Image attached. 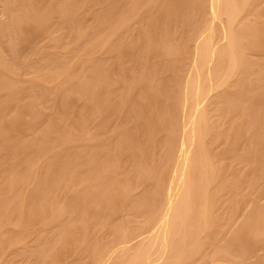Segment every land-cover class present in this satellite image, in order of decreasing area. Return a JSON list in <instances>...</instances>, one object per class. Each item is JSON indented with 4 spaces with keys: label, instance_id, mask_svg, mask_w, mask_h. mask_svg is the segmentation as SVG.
<instances>
[{
    "label": "bare ground",
    "instance_id": "1",
    "mask_svg": "<svg viewBox=\"0 0 264 264\" xmlns=\"http://www.w3.org/2000/svg\"><path fill=\"white\" fill-rule=\"evenodd\" d=\"M122 1L129 6L122 14L127 34L124 42L109 43L101 31L84 30L83 21L94 9L93 26H104L121 0H0V96L5 89L9 95L0 102V163L6 165L0 170L8 174L4 183L0 178V261L17 252L14 243L29 242L38 224L68 211L57 238L35 250L38 263L87 264L90 256V264H264V253L254 258L264 248V0H151L148 10L143 0ZM136 16L143 24L132 29ZM110 23L113 35L117 26ZM57 29L64 32L53 37L51 50L29 48ZM82 44H88L85 54L104 51L90 69L81 55V62L44 71L65 47ZM112 49L117 62L108 60ZM128 58L133 67L124 71ZM166 69L173 71V87ZM115 70L126 80L119 94ZM72 89L88 100L78 115ZM51 92L53 113L66 112L63 132L57 120L39 127L35 107ZM110 103L118 125L113 151L105 138L98 145H108L106 155L98 147L68 146L69 138L85 137L75 128L92 137L102 133L114 117L106 114ZM30 128L37 131L28 140ZM58 132V145L62 139L71 149L65 156L49 149ZM10 138L17 142L6 143ZM121 147H133L129 160L122 161ZM86 161L94 168L83 167ZM21 264L36 262L27 257Z\"/></svg>",
    "mask_w": 264,
    "mask_h": 264
},
{
    "label": "rangeland",
    "instance_id": "2",
    "mask_svg": "<svg viewBox=\"0 0 264 264\" xmlns=\"http://www.w3.org/2000/svg\"><path fill=\"white\" fill-rule=\"evenodd\" d=\"M143 7L146 9V10H148L149 8H151L152 7V1L151 0H143ZM121 4H119L120 6H118V10H116V15L118 16L120 13H119V11L121 12V17H117L116 15V17H117V19L119 20V21H117V19H116V17L114 18H110L111 20H112V22L113 23H110L111 22V20H110V22H108L109 20H106L107 21V23H106V21H105V24H104V26H103V24L101 25V26H99L98 25V27L97 26H93V25H96V22L94 23V21H96L94 18L96 17L95 15L96 14H94V13H92V12H95L94 11V9L93 10H91V11H89V14H87L86 15V17H85V21H83V29L84 30H87V31H92V30H94V31H96V29H97V31H101L100 33H101V39L102 40H106V42L108 41L109 43L110 42H112V40H113V42H117L118 43V41H120L121 39H122V37H123V39H125V35L124 34H127V23L128 22H126L125 21V18H124V15H123V17H122V14H123V12L124 11H126L127 9H128V7L129 6H126L125 7V3L121 0V2H120ZM146 4V5H145ZM146 6L148 7V8H146ZM125 8V10H123L122 8ZM121 8V9H120ZM122 10V11H121ZM143 11H144V9H143ZM96 13V12H95ZM93 14H94V18H93ZM142 18V17H141ZM117 21V22H116ZM141 19H140V17L139 16H136V17H133L132 19H131V21H130V26L132 27V29H136V28H138L140 25H142L143 23H141ZM124 22V23H123ZM109 23L112 25V26H114V24L117 26V28H115V31H114V34L113 35H110L109 34V28H111V26L109 25ZM121 23V24H120ZM120 24V25H119ZM108 25L110 26V27H108ZM97 27V28H96ZM129 27V26H128ZM100 30H99V29ZM104 28H105V30H104ZM64 29H57L56 31H54L52 34L51 33H48L47 34V36H43V37H39V38H35L33 41H31L30 43H29V48H32V47H40L41 45L42 46H46V48L47 49H49V50H51L52 49V45H53V37L54 36H60V35H63V31ZM125 30V31H124ZM110 38H109V37ZM121 37V38H120ZM3 38V37H2ZM8 37L7 36H4V41L6 42V45L8 44V39H7ZM114 38H118V39H116V40H114ZM123 39L121 40L122 42H124L123 41ZM2 40V39H1ZM101 40V41H102ZM3 41V42H4ZM120 41V42H121ZM5 42L4 43H2L4 46H6L5 45ZM84 44V43H83ZM82 44V45H83ZM90 44V43H89ZM121 44V43H120ZM81 45V47H80V49L78 50V48L76 47V48H73L72 46L70 47H65L64 49H63V51L62 52H60V53H57L56 55H55V61L52 63V64H44V67H43V69H44V71L45 72H48L49 70L48 69H50L51 67L52 68H57L60 64H63V63H65V62H72L73 61V59H75V61L76 60H78V62H81V61H83V58L84 57H81V55H84V56H86V58H87V60L85 61V62H87L88 64H87V68L88 69H90V66L92 65V63H91V61H92V59H98L99 60V57H101V56H103L104 55V51L102 50V48L101 49H99V47H97V46H94V47H97V50H94L92 53H88V54H85L84 53V50L85 49H87L86 48V45H88V44H85V47H84V45L82 46ZM83 48V49H82ZM85 48V49H84ZM7 49V48H6ZM28 48H27V50H24L23 51V49H22V53L21 54H26V53H28ZM115 49H112V51H110L107 55H108V60H109V62H111V61H115L116 60V62L118 61V55H116V52L118 51V50H116V52L114 51ZM6 51V53L7 54H10L11 53V51H9V49H7V50H5ZM8 51H9V53H8ZM20 51H18L16 54H20L19 53ZM162 55L160 54V53H158V55L155 57L156 58V60H158L159 61V63H160V60L162 61ZM101 59V58H100ZM140 59V58H139ZM52 61V60H51ZM122 62H124V65H125V68L124 69H126V70H124V71H128L129 69H132L131 67H133V63H134V60H131V59H127V60H123ZM121 64V63H120ZM124 65H122V66H124ZM57 66V67H56ZM46 68V69H45ZM51 68V69H52ZM122 68V67H121ZM127 68H129L128 70H127ZM123 69V68H122ZM48 70V71H47ZM55 70H59L58 68L57 69H55ZM121 71V70H120ZM173 71L172 70H164V75H165V79L167 80V82H166V84L168 83V85L169 86H171V87H173V82H171L170 80H171V78H170V76H172V73ZM122 73H123V70L119 73V71H117V70H115L114 72H113V76H114V80H116V81H114V84L115 85H117V89H115V87H113L114 89L113 90H115V91H117V93L119 94V91H122L123 90V88H124V84H126V80H125V82L123 81V79L122 78H124V76L122 77ZM116 77V78H115ZM167 77V78H166ZM120 80H119V79ZM168 78H170V80H169V82H168ZM79 77L78 76H74V77H72L71 78V82H73V83H78L79 82ZM118 81V82H117ZM116 82V83H115ZM170 82H171V85H170ZM21 84H22V86H23V88L25 89L26 88V86L28 85L27 83H24L23 81L21 82ZM24 84V85H23ZM114 85V86H115ZM123 87V88H122ZM38 91H41L43 88L42 87H38V88H36ZM70 90V89H69ZM69 90H68V92H69ZM74 89H72V91H70L72 94V97H74L76 100H74L73 101V103L75 104V106H76V108H74V107H72L71 105V107L72 108H74V110H75V114L76 115H78L79 113H80V111H79V109H82V107H83V105H84V103H86L85 101H88V100H85V98H87V96H85V94L81 91H79L78 89V91H73ZM6 91V92H5ZM3 94H2V96H0V102H2L4 99H6V98H8L9 97V95H8V93H7V90L5 89V90H2L1 91ZM111 92V94L112 95H114V97H115V92H112V91H110ZM53 92H51L50 93V96H49V100L44 104V105H38V106H36L35 108L36 109H39L40 111H41V116H39V119H37L39 122H40V124L41 125H39V127H46L48 124H50L52 121L54 122L55 121V123H56V120L59 122V123H62V121H63V117H65L66 116V112H64L65 114H63L62 112H59V113H57V112H55V113H53L54 111L52 110L53 108H52V106L51 105H53V102H54V98H53V96H54V93L52 94ZM109 93V92H108ZM52 94V95H51ZM118 94L116 95L117 97H119L118 96ZM139 95H141L140 93H138ZM106 95V92H105V94H104V97H106L105 96ZM51 97V98H50ZM104 97L102 96V98H101V100H97V101H101V102H103L105 99H104ZM116 97V98H117ZM73 98V99H74ZM89 101H90V99H89ZM92 101H94V98H93V100ZM92 101H90L91 103L90 104H94L95 103V101L94 102H92ZM88 103V102H87ZM99 103V102H98ZM97 103V104H98ZM96 104V105H97ZM108 106H112L111 108H114L115 110V112L117 111L116 110V104H115V106H114V103H110L109 105H107V109H106V111H108V112H106V114L108 115V116H111V115H113L114 114V117H111V119H109L110 121H109V123L107 124L106 123V125H105V121H108V119H106V117H100L99 119L102 121H100V120H97V121H99V123L100 124H104L105 126L104 127H101L102 129L104 128V130H101V131H98V133L99 132H102V133H99L100 135H97V134H94L95 136H90V135H88V133L89 132H86V131H82L83 129H76L75 128V130H74V133H78V134H84V133H86L85 134V137H82V136H80L79 135V137H77V139H75V138H69L68 139V142H67V144L68 143H70V144H68V146L69 145H72V147H73V149H74V147L76 148V147H81V148H79V150L80 149H82V148H86L84 145H88V146H90L91 148H93L94 149V147L96 148V147H98V148H101L100 150H98V149H96L95 151H99V152H101L102 154H104V155H106V153L105 152H108V145H110V147L111 148H109V153L110 152H112L113 151V146H114V144L113 143H115V140H116V132H114V134H113V131H114V129H115V127H117L118 125H116L117 124V121H116V119L115 118H117V116H115V113L113 112V110L111 109V108H109ZM84 108V107H83ZM76 109H78V113L76 112ZM69 112V111H68ZM67 112V113H68ZM61 113V114H60ZM72 113V112H71ZM60 114V115H59ZM31 114H27L26 115V117L27 118H29V119H33V118H35V117H33V118H31L33 115H31ZM62 115V116H61ZM67 115H69V114H67ZM106 115V116H107ZM59 116H61V118L59 117ZM71 116L73 117L74 116V114H70V118H71ZM108 116H107V118H108ZM69 117V116H68ZM67 117V118H68ZM66 118V119H67ZM69 119V118H68ZM67 119V120H68ZM104 119H105V121H104ZM115 119V120H114ZM36 120V119H35ZM118 120V119H117ZM66 121V120H65ZM52 122V123H53ZM57 122V123H58ZM65 123H67V121L66 122H64V125H63V123L62 124H60L61 125V127H60V129H59V131H61V130H64L63 129V126L65 127ZM98 123V124H99ZM51 125V124H50ZM49 126V125H48ZM65 129H66V127H65ZM98 129V128H97ZM100 129V128H99ZM98 129V130H99ZM34 131H37L35 128L33 129V128H30L29 130H27V132H26V135H25V137H28V138H26V139H28L29 140V138H33L34 136H35V133H34ZM61 132H63V131H61ZM66 132V131H65ZM94 133H96L97 131H93ZM73 133V131H72V134H74ZM59 134H61L60 132H58V133H53V135H54V137H52V138H50V141H49V149H51V151L53 150L52 148L54 147V152L53 153H55V154H57V155H60V156H65V155H67V151L65 150V151H63L64 149H66V148H68V147H66V145L67 144H65V146H64V144H60V141H62V139H61V137H59V139H61L60 141H59V145H58V136H61V135H59ZM66 134V133H65ZM75 135V134H74ZM87 135V136H86ZM116 136V137H115ZM82 137V138H81ZM31 138V139H32ZM105 138V141L107 140V143H109L108 145H105L104 147H102V145L101 146H99L100 144H101V142L103 141L104 142V139ZM118 138V137H117ZM13 139V140H12ZM73 139V140H72ZM109 140H111V142H109ZM66 141V140H65ZM11 142V143H10ZM14 142H17V139H15V138H10V139H8L7 141H6V143H8V144H12V143H14ZM63 143V142H62ZM98 143H99V145H98ZM102 144H104V143H102ZM113 144V145H112ZM60 145H62L63 147H65V148H63L62 146H60ZM82 145H83V147H82ZM112 145V146H111ZM35 146V145H34ZM52 147V148H51ZM71 147V148H72ZM89 147V148H90ZM61 148H62V151H61ZM90 148V149H91ZM107 149L106 151H104V149ZM56 149L57 150H59L60 149V151H56ZM69 149V148H68ZM72 149V150H73ZM103 149V150H102ZM131 149H133V147H121L120 148V153H121V155H122V161L124 160V161H127V160H129L130 158H131V154H132V150ZM69 150H71V149H69ZM77 150V149H76ZM134 150V149H133ZM94 151V150H93ZM134 152V151H133ZM89 153V152H88ZM87 154V153H86ZM85 154V155H86ZM124 155V156H123ZM87 156H89L88 154H87ZM227 156H229L228 154H227ZM83 157V156H82ZM82 157L80 158L79 157V159H81V160H83L84 158H86V157H84L83 159H82ZM124 157V158H123ZM89 159V158H88ZM91 159V158H90ZM89 159V160H90ZM230 159V157H226V161H228ZM1 160H3V159H1ZM84 161V160H83ZM5 162V161H4ZM3 161H2V163H4ZM87 162V164H85ZM86 162H84V163H82L83 164V167H88V166H84V165H88V164H90V163H88V162H91V161H86ZM130 162V161H129ZM1 164V163H0ZM81 164V165H82ZM124 164H126V163H124ZM128 164V163H127ZM81 165L79 166V169L81 170L82 169V167H81ZM93 165V164H92ZM92 165L90 164V166L89 167H91V169H93L92 168ZM95 165H96V163H95ZM6 165L5 164H1V168L2 169H5L4 167H5ZM94 166V165H93ZM249 166H251V165H248L247 166V168H246V170L249 168H251V167H249ZM88 169V168H87ZM86 169V170H87ZM84 170V169H83ZM245 170V171H246ZM1 171V170H0ZM88 171H90V169L88 170ZM250 171V170H249ZM248 170L246 171V173H248L249 172ZM2 172V173H1ZM0 172V178L1 179H3L2 180V182L4 183V181H6V176H8V174H4L5 172L7 173V171L6 170H4V171H1ZM6 175V176H5ZM5 177V180H4V177ZM81 176V175H80ZM1 179H0V182H1ZM1 182V183H2ZM83 185H84V182H82L81 184L79 183L78 185H75L76 186V188L77 187H79V188H83ZM86 185V184H85ZM84 185V186H85ZM151 185V184H150ZM145 185H143V186H138V190H140V192H142L144 189L142 188V187H144ZM145 188V187H144ZM141 189H143V190H141ZM65 196V195H64ZM64 196H63V199H62V201H61V204H63V203H65V200H66V198H64ZM118 214V213H117ZM116 214V215H117ZM69 216H72L71 215V213H69L68 211H65L63 214H61L59 217H57V218H54V219H51L52 220V222H51V220L50 221H47V223H45V225L43 224H38L37 226H36V228H35V235L33 236V237H31V239H30V241L29 242H31V244L29 243V242H27V243H25V242H22V241H19V242H16V243H14V246L12 245V248L13 247H15V249H16V253L14 252V254L12 253V256L10 255H8V254H4L3 255V260H1L0 261V264H21L22 263V261H24V260H26V258L28 257V258H31L32 257V260L34 261L35 260V262H36V264H41V263H38V259L37 258H34V253H36L35 252V250L37 251V250H39L40 249V247H39V245L40 244H42V243H40L41 241H45L46 239H56L57 238V236L59 235V233L61 232V230H62V224L63 223H65V222H67V220L69 219ZM116 218L117 219H115L116 221H117V223L118 222H120L121 220H122V218H121V215L119 214L118 215V217L116 216ZM242 218V217H241ZM241 218H240V220H241ZM71 219V218H70ZM79 222L81 221V222H83V220H82V218H80V217H78V219H77ZM76 220V221H77ZM70 221V220H69ZM68 221V222H69ZM116 221H114V222H116ZM238 221V220H237ZM79 224H81V223H76V225H79ZM116 223H114V225H115ZM113 225V224H112ZM230 226H232L233 227V225L231 224H229L228 226H227V230L229 231V229H230ZM38 227H39V232H38ZM61 229V230H60ZM231 230V229H230ZM41 231V232H40ZM38 233H41V234H38ZM41 235V236H40ZM22 242V243H21ZM37 242V243H36ZM38 242H39V244H38ZM34 243L36 244V246L34 245ZM23 244V245H22ZM27 244V245H26ZM30 245V246H29ZM32 245H34V246H32ZM23 246H26V248L25 247H23ZM41 246V245H40ZM32 248L33 249V251L31 252V256L30 255H28L29 253H28V251L30 252V250H26L27 248ZM33 247H35V248H33ZM39 247V248H38ZM19 250V252H18V250ZM22 249L25 251H22ZM23 253L24 252V255L25 256H23V254L21 253V252ZM19 253H21L20 255H19ZM260 253H264V248H257L256 250H255V252H254V258H256L257 257V255H259ZM13 255H15L14 257H13ZM88 260V261H87ZM82 261V260H81ZM90 261H91V257L89 256V257H87V258H85L82 262L83 263H87V264H90ZM89 262V263H88ZM43 264V263H42ZM71 264H76L75 262H72Z\"/></svg>",
    "mask_w": 264,
    "mask_h": 264
}]
</instances>
